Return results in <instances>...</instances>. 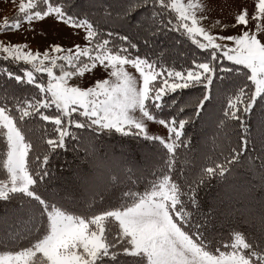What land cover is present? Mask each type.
I'll return each mask as SVG.
<instances>
[{
  "label": "snow or ice",
  "instance_id": "6c2138e0",
  "mask_svg": "<svg viewBox=\"0 0 264 264\" xmlns=\"http://www.w3.org/2000/svg\"><path fill=\"white\" fill-rule=\"evenodd\" d=\"M12 3L0 33L48 36L51 21L71 46L0 37V264H264V0L218 33L214 0ZM206 102L218 154L178 167Z\"/></svg>",
  "mask_w": 264,
  "mask_h": 264
},
{
  "label": "trees",
  "instance_id": "16d2710c",
  "mask_svg": "<svg viewBox=\"0 0 264 264\" xmlns=\"http://www.w3.org/2000/svg\"><path fill=\"white\" fill-rule=\"evenodd\" d=\"M171 48V45H168ZM177 49L180 51H187L188 46H177L176 49H172V55L168 61L169 64L175 63L179 66L183 63V58L178 57ZM198 96L199 91H194L191 93H186L185 98L188 96ZM218 107V105H216ZM207 111L203 114V119L197 120L194 124L189 125L187 127V138H190L192 151L188 154L189 155V162L185 164V161L181 159L178 162L179 166H185L186 168H192L194 165L198 166L205 162L206 157L215 158L218 152H213V145H212V137L215 135V126H216V111L215 107L212 105H208L206 102ZM260 121L261 116L259 112L254 113L251 118L250 125L253 129L254 135H259L260 132ZM40 133L37 131L36 135L38 136ZM101 150L103 151L105 148L113 149L115 151L120 150V146L118 143L110 142L109 138L105 137V144L99 145ZM130 151H133L134 155H140V149L136 147L134 150L132 146H128ZM119 149V150H118ZM83 156V152L80 153ZM195 157L193 160L192 157ZM76 154L73 152H68L66 155H61L54 160V168L57 173L63 171L65 173V179L68 178L67 173L69 170V166L76 167L79 163V160L76 158ZM225 189L214 188L213 195H216L218 192L223 193ZM239 191L243 192L242 185L239 186ZM63 194V193H62ZM242 199V196L240 197ZM3 214V209H0V215Z\"/></svg>",
  "mask_w": 264,
  "mask_h": 264
},
{
  "label": "rangeland",
  "instance_id": "374dc122",
  "mask_svg": "<svg viewBox=\"0 0 264 264\" xmlns=\"http://www.w3.org/2000/svg\"><path fill=\"white\" fill-rule=\"evenodd\" d=\"M214 3L216 5L215 10L208 14V19L203 21V24L205 27L210 28L213 33H218L221 29L216 25L217 21L220 22V25L231 22L234 14L242 5L247 4L251 10L254 0H214ZM14 12L15 5L12 3V0H0V22H2L3 18L6 16L12 17ZM41 27L48 30L50 35L42 37L39 32H37L36 35L29 34L25 38L23 32L21 31L9 34L0 33V37L6 38L11 42L29 43L33 50H43L48 43H52L53 41L62 43L64 46H71L68 39V35L70 34L71 30H69L66 26L59 24L54 26L53 22L49 21L43 25L37 24V29ZM58 33L60 34L59 37ZM224 34H232V32L231 30H227ZM76 42L80 41L77 39ZM129 70L133 73L135 72L134 69ZM97 75H100V73L98 72ZM149 123L151 131L154 134H161V132L166 134V130L162 129V126L153 124L151 122Z\"/></svg>",
  "mask_w": 264,
  "mask_h": 264
}]
</instances>
